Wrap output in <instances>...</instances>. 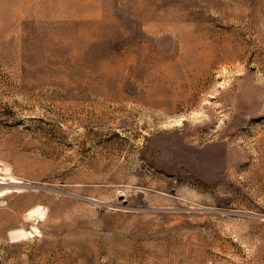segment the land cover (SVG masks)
Returning <instances> with one entry per match:
<instances>
[{
  "label": "rangeland",
  "instance_id": "374dc122",
  "mask_svg": "<svg viewBox=\"0 0 264 264\" xmlns=\"http://www.w3.org/2000/svg\"><path fill=\"white\" fill-rule=\"evenodd\" d=\"M0 164V264H264V0H0Z\"/></svg>",
  "mask_w": 264,
  "mask_h": 264
},
{
  "label": "bare ground",
  "instance_id": "6f19581e",
  "mask_svg": "<svg viewBox=\"0 0 264 264\" xmlns=\"http://www.w3.org/2000/svg\"><path fill=\"white\" fill-rule=\"evenodd\" d=\"M10 183H11V184H20L19 181H16V180H13V179L10 180ZM17 191H18V190H17ZM38 209H39V208H38ZM28 215H29V217H31V216H35V215H36V216L42 215V214H41V209H40L39 212H38V210H37V211H36V210L30 211ZM23 234H24V233H23ZM25 234H26V233H25ZM31 234H32V233H31ZM20 236H21V235H20ZM24 236H25V235H24Z\"/></svg>",
  "mask_w": 264,
  "mask_h": 264
},
{
  "label": "built area",
  "instance_id": "2783aa9c",
  "mask_svg": "<svg viewBox=\"0 0 264 264\" xmlns=\"http://www.w3.org/2000/svg\"><path fill=\"white\" fill-rule=\"evenodd\" d=\"M4 174H5L4 169H3V167H2L1 164H0V178H1L2 175H4Z\"/></svg>",
  "mask_w": 264,
  "mask_h": 264
}]
</instances>
